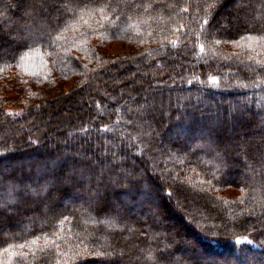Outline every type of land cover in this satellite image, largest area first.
Instances as JSON below:
<instances>
[{
    "label": "trees",
    "instance_id": "16d2710c",
    "mask_svg": "<svg viewBox=\"0 0 264 264\" xmlns=\"http://www.w3.org/2000/svg\"><path fill=\"white\" fill-rule=\"evenodd\" d=\"M0 264H264V0H0Z\"/></svg>",
    "mask_w": 264,
    "mask_h": 264
},
{
    "label": "rangeland",
    "instance_id": "374dc122",
    "mask_svg": "<svg viewBox=\"0 0 264 264\" xmlns=\"http://www.w3.org/2000/svg\"><path fill=\"white\" fill-rule=\"evenodd\" d=\"M128 46L125 45L123 42L117 41L113 42L109 45V47L106 48V52L110 54H119V53H124L127 52ZM127 76V74H126ZM11 113H14V109L10 110ZM61 128H56V130H60Z\"/></svg>",
    "mask_w": 264,
    "mask_h": 264
},
{
    "label": "snow or ice",
    "instance_id": "6c2138e0",
    "mask_svg": "<svg viewBox=\"0 0 264 264\" xmlns=\"http://www.w3.org/2000/svg\"><path fill=\"white\" fill-rule=\"evenodd\" d=\"M104 7H105V6L101 5V10H103ZM249 39H251V37H249ZM201 50H202V49H201ZM213 82H215L214 79H213ZM235 243H236L237 245H240V244L242 243V241H241V240H236ZM97 255H99V253H97ZM151 258H152V257H150V259H151Z\"/></svg>",
    "mask_w": 264,
    "mask_h": 264
}]
</instances>
